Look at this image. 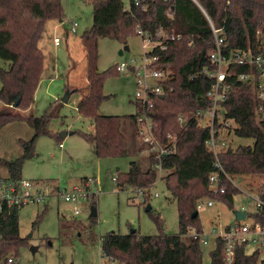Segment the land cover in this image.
Here are the masks:
<instances>
[{
  "label": "trees",
  "instance_id": "obj_1",
  "mask_svg": "<svg viewBox=\"0 0 264 264\" xmlns=\"http://www.w3.org/2000/svg\"><path fill=\"white\" fill-rule=\"evenodd\" d=\"M196 1L203 12L191 0H150L146 11L134 5L127 9L124 0H90L93 4L92 28L80 37L85 53L86 93L76 110L80 117L90 121L93 131L72 133L89 142L98 159L127 157L129 138L134 142V151L142 150L144 145L148 150L152 147L147 143L138 147L136 143L140 128L136 119L143 113L139 104L134 103L136 112L126 119L98 113L101 103L108 99L103 91L108 71L100 72L97 67L98 39L125 41L127 36L136 35V26L151 35L163 27L169 34L181 37L179 41L165 42L164 50L157 48L152 53L159 57L157 65L170 71L169 79L162 84L163 98L156 99L154 108L147 112L151 117L152 136L165 153H152L146 158L140 157L139 161H131L128 172L114 176V183L120 190L141 192L142 204H147L157 172H162L161 179L176 203L180 230L176 235L166 234L159 214L152 213L150 207L147 212L158 226V234L139 236L135 231L128 235L110 232L101 238V254L116 264H202L199 241L186 236L189 228L197 233L202 231L198 213L193 217L197 201L207 198L232 209L233 199L240 193L214 167V157L205 145L209 129L199 126L193 117L209 106L206 95L214 84V79L206 76L207 71L216 69L209 59L214 47L210 24L223 29L226 55L240 51L257 55L262 52L264 40V0ZM63 20L61 0H0V59L6 64V69L0 70L3 108L0 130L12 122H25L33 131L31 139L21 141L22 153L18 158L0 160L7 170L6 178L11 180L21 179L23 165L32 157L37 138L54 137L47 129L48 114L35 117L21 112L33 104L41 80L44 55L38 44L45 23H62ZM114 72L119 73L117 66ZM225 74L229 92L228 99L221 104L224 117L237 125L233 130L236 137L250 138L254 143L252 147L238 146L234 150L230 147L221 152L218 155L220 167L229 178L264 177V111L257 112L258 71L252 66L231 63ZM243 74L255 76L254 86L238 80ZM73 91L77 90L68 88L66 93L70 95ZM16 102L17 107L11 108ZM15 110L19 113H14ZM180 118L184 119V124ZM125 126H130L131 132ZM143 163L147 168H143ZM214 173L218 174L223 193H212L209 189L208 179ZM20 208H1L0 264H5L11 255L16 258L17 248L24 241L19 235ZM251 218L253 223L264 227V213H254ZM245 247L236 248L233 264H264L258 251L247 255ZM210 256V264H224L220 240L214 241Z\"/></svg>",
  "mask_w": 264,
  "mask_h": 264
},
{
  "label": "rangeland",
  "instance_id": "obj_2",
  "mask_svg": "<svg viewBox=\"0 0 264 264\" xmlns=\"http://www.w3.org/2000/svg\"><path fill=\"white\" fill-rule=\"evenodd\" d=\"M61 7L63 22L45 23L38 44L44 55L43 72L34 102L24 111V115L50 116L47 129L54 137L37 138L33 155L25 161L21 172V179L41 187L48 197L42 204L26 205L19 209V235L24 241L17 248L16 258L12 255L9 257H13L16 264H110V260L100 252L103 236L110 232L128 235L132 231L139 236L158 234V226L145 210L147 205L151 207L152 213L159 214L164 232L176 235L180 230L178 212L174 199L161 179L162 172H157V180L150 188L147 204H142L139 192L120 190L112 181L117 173L129 171L131 161H139L140 157L146 158L153 153L145 147L139 136L137 146L144 145L142 150H138L139 153L134 151V142L129 138L128 156L111 159L96 158L91 144L77 133L61 138L63 132L89 134L93 131L90 121L80 117L76 110L86 93L87 85L85 53L80 37L92 28L93 4L90 0H61ZM70 22L78 25L75 34L69 32ZM54 37L60 40L57 47L53 44ZM125 46L127 51H124ZM149 49H143L141 38L137 35L127 36L125 41L107 37L98 39L97 67L100 72L108 71L103 86L108 99L101 103L100 115L122 116L126 119L135 114V80L130 74H116L114 67L130 61L141 63ZM1 69H6L2 59ZM68 88L77 91H73L67 103L63 104L61 99ZM2 109L0 102V111ZM14 113L19 112L15 110ZM9 124L0 130V160L19 157L22 152L21 141L29 140L33 134L25 122ZM230 125L229 133L224 132L223 137L232 150L238 146H253L252 139L234 135L233 130L237 128L234 122ZM127 130L131 132V127L128 126ZM127 135L129 137V133ZM56 136L59 138L56 139ZM141 165L147 168L144 163ZM5 172L0 164V175H6ZM85 179L96 180L90 190L99 192L94 201L81 202L80 215L74 217L72 206L59 201L54 193L57 189L70 191L80 187ZM230 180L240 192L233 199L232 209L214 202L212 207L198 211L202 228L207 232L236 223L252 224L251 215L256 212L255 203L242 191L255 197L257 189H262L264 177L244 175L233 176ZM92 203L96 209L94 219L89 216ZM234 212H245L248 216L242 221H236ZM31 248H35V251L32 252ZM213 249L212 242L202 247V264H210V252Z\"/></svg>",
  "mask_w": 264,
  "mask_h": 264
},
{
  "label": "built area",
  "instance_id": "obj_3",
  "mask_svg": "<svg viewBox=\"0 0 264 264\" xmlns=\"http://www.w3.org/2000/svg\"><path fill=\"white\" fill-rule=\"evenodd\" d=\"M124 1L127 5V9L131 5H134L140 7L142 11H146L150 0ZM191 1L203 12L196 0ZM77 26L76 22H70L69 32L75 34ZM210 29L214 39V47L209 53V59L211 63L215 65L216 69L215 71H207L206 76L210 79H214V84L206 95V99L210 103L209 106L206 109L199 110L194 114L193 118L199 126L207 127L209 129V135L205 142L206 148L214 157V167L218 169L225 179H228L231 182L230 178L220 167L218 160V155L230 148L229 144L223 137L224 132L228 131L229 133V130L231 129L230 124L232 122L231 120L225 119L221 105L228 99L229 92V87L226 84L225 72L231 63L256 68L259 79L256 85V98L259 101L257 112L262 113L264 111V40L261 46L262 52L257 55H253L249 51L234 52L226 55L224 49L227 47V43L225 42L223 29H216L211 24ZM135 32L136 35L141 38L143 49H146L147 47L150 49L145 53L141 63L134 64V61L121 63L117 66V71L119 73L130 74L135 80V103L139 104L143 109V113L136 119L137 124L140 127L138 132L140 139L143 143L152 145L150 150L153 153H165L164 149H160L152 136L151 117L147 112H150V110L154 108L155 100L164 95L162 84L169 79L170 71L158 66L157 62L159 61V57L152 53L157 48L164 50L165 42L174 40L179 41L181 37L169 34L163 27H159L153 35L144 32L139 26H136ZM53 44L56 47L59 46V38L54 37ZM187 45L191 46V42H188ZM238 80L249 82L254 86L255 76L252 74H243L238 77ZM179 121L181 123L183 122V124L185 123L183 118H180ZM59 147H62L61 144ZM114 180L115 178L113 177L112 181ZM208 183L209 189L212 193L224 192V189L220 186L218 174H211ZM93 184H96V180L85 179L81 182L80 187H74L70 191L57 189L56 193H54V197L65 204L71 205L72 215L75 217L80 215L79 204L81 202L93 201L97 197L99 190H90V186ZM242 193L253 199L256 207L255 213H264V190L260 188L259 190L257 189L255 197L251 196L248 192L242 191ZM47 197L46 192L33 182L23 179L15 181L0 176V211L2 206L23 207L26 205L42 204ZM213 204L214 201L211 199H199L196 203V211L198 212L204 208L212 207ZM186 236L198 240L201 247L208 246L210 242L214 244V241L220 240L222 242L224 264L234 263L235 251L240 245L254 246L256 247L255 250L258 251L260 255H264V227L253 222L251 225L236 223L225 227H218L217 230L210 229L208 232L202 228L200 233L189 228ZM15 263L16 260L13 257H8L5 261V264ZM110 264L116 263L113 260H110Z\"/></svg>",
  "mask_w": 264,
  "mask_h": 264
},
{
  "label": "water",
  "instance_id": "obj_4",
  "mask_svg": "<svg viewBox=\"0 0 264 264\" xmlns=\"http://www.w3.org/2000/svg\"><path fill=\"white\" fill-rule=\"evenodd\" d=\"M127 50H128V48L125 46V47H124V51H127ZM120 54H122V51L120 52ZM69 96H70V95H68L67 93H65V95H64L63 98L61 99V102H62L63 104L67 103ZM161 98H163V96H161ZM17 105H18V102L13 103L10 107L13 108V109H15V108L17 107ZM72 134H73L72 132H69V133L63 132V133L60 134V136H61V138H64L65 136H67V135H72ZM149 208H150V206L147 205V207H146L145 210L148 211ZM196 214H197V212H194V213H193V217H195ZM234 215H235V220H236V221H242V220L245 219V212H234ZM89 216H90L91 218L96 217V209H95L94 207H91V208H90V215H89ZM133 232H134V231H132L131 233H133ZM31 250H32V252H34V251H35V248H31Z\"/></svg>",
  "mask_w": 264,
  "mask_h": 264
},
{
  "label": "crops",
  "instance_id": "obj_5",
  "mask_svg": "<svg viewBox=\"0 0 264 264\" xmlns=\"http://www.w3.org/2000/svg\"><path fill=\"white\" fill-rule=\"evenodd\" d=\"M22 114H24V112H21ZM15 123H17V122H13V123H11V124H9V126L10 125H15ZM8 126V125H7ZM4 128V127H3ZM32 136H33V134H32ZM32 136H31V138H32ZM30 138V139H31ZM22 153V152H21ZM18 158V157H17ZM12 160V159H11ZM6 170V169H5ZM5 174L6 175H0V176H2V177H8V173H7V170H6V172H5ZM217 203V202H216ZM246 215V214H245ZM256 249V247H254V246H251V245H248V246H246L245 247V252H246V254L247 255H250L254 250ZM261 257H262V259H264V255H261Z\"/></svg>",
  "mask_w": 264,
  "mask_h": 264
},
{
  "label": "bare ground",
  "instance_id": "obj_6",
  "mask_svg": "<svg viewBox=\"0 0 264 264\" xmlns=\"http://www.w3.org/2000/svg\"><path fill=\"white\" fill-rule=\"evenodd\" d=\"M162 96H164V95H162ZM159 98H161V96L159 97ZM135 103V102H134ZM136 104V103H135ZM232 121V120H231ZM233 122V121H232ZM139 136V135H138ZM94 201V200H93ZM215 202V201H214ZM197 212V211H196ZM198 213V212H197Z\"/></svg>",
  "mask_w": 264,
  "mask_h": 264
}]
</instances>
